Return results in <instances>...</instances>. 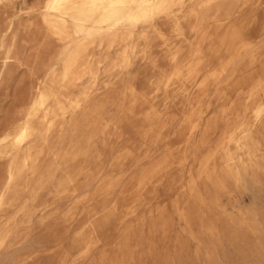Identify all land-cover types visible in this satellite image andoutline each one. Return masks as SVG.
I'll return each instance as SVG.
<instances>
[{
    "label": "rangeland",
    "instance_id": "obj_1",
    "mask_svg": "<svg viewBox=\"0 0 264 264\" xmlns=\"http://www.w3.org/2000/svg\"><path fill=\"white\" fill-rule=\"evenodd\" d=\"M40 1L0 0V132L30 102L44 66H65L70 40L41 24ZM229 1L239 7L237 17L224 23L213 15L204 23L208 39L191 69L176 67L173 58L188 59L198 42L190 17L198 0L172 2L116 41L82 35L90 66L74 93L90 106L87 122L100 103V133L85 155L69 160L83 113L62 118L19 199L0 210V264H264V126L255 143L232 146L243 157L238 174L223 151L200 174L226 125L220 116L210 143L202 145L206 121L264 76V0ZM246 43L252 53L230 65L226 81L201 86ZM177 72L183 75L174 77ZM200 106L206 119L194 133ZM75 165L84 169L65 188L61 179ZM4 166L0 160V184Z\"/></svg>",
    "mask_w": 264,
    "mask_h": 264
},
{
    "label": "bare ground",
    "instance_id": "obj_2",
    "mask_svg": "<svg viewBox=\"0 0 264 264\" xmlns=\"http://www.w3.org/2000/svg\"><path fill=\"white\" fill-rule=\"evenodd\" d=\"M5 1L12 3L14 0ZM175 1L183 4L185 0H42L38 3L35 12L40 17L41 24L52 35L69 39L70 49L63 69L56 70L49 64L44 66L45 76L34 86L30 102L0 132V160L5 165L4 178L0 184V210L19 199L21 188L28 185L30 176L36 173L43 152L50 148V140L60 130L62 118L67 113L74 114L79 110L83 113L74 128L77 135L72 141L74 144L68 155L69 160L77 161L85 155L100 133L103 120L100 103H95L92 119L87 122L90 106L88 109L87 104L83 105L82 99L74 93V87L90 66V45L82 35L84 33L92 36L108 35L114 41L119 40L124 31L154 19ZM196 6L198 11L193 10L190 17L194 19L191 30L198 42L195 41L196 45L192 46L188 59L180 61V53H176L173 58L176 67L191 69L199 65L202 57L201 45L208 39L207 32L202 27L209 18L213 15L219 16L217 22L228 23L233 21L239 12V7L229 0H198ZM180 30V27L177 28V31ZM260 32L264 34V27ZM252 49L253 45L249 43L240 46L222 67L210 71L201 86L206 87L209 82L221 83V80L233 73L230 65L247 57ZM121 58L123 61L128 60L127 49L123 51ZM10 59L12 56L9 49L6 51L5 60ZM182 72L175 73L174 77L179 78L183 75ZM206 113L207 111L201 106L197 108L191 123L192 132L195 133L201 128ZM231 115L236 122L243 120L242 123L236 126L235 123L229 122ZM220 116L226 122L222 138L216 145L210 147L208 155L201 161L200 174L208 171L211 159L220 151L226 154L225 163L230 172L238 174V165H243V157L240 155L236 157L232 146L236 150L247 148L251 143L256 142L258 128L264 126V76L250 90L242 93L236 103L221 110L220 115H215L206 121L202 145L210 143V137L217 129ZM76 137L79 138L78 141ZM83 169L81 165L68 167L60 184L68 188L81 175Z\"/></svg>",
    "mask_w": 264,
    "mask_h": 264
}]
</instances>
